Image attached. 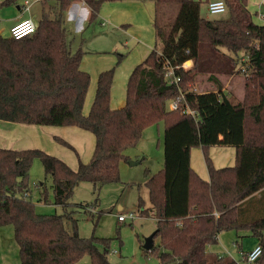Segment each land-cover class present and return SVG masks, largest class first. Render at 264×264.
I'll return each instance as SVG.
<instances>
[{
    "label": "trees",
    "instance_id": "trees-1",
    "mask_svg": "<svg viewBox=\"0 0 264 264\" xmlns=\"http://www.w3.org/2000/svg\"><path fill=\"white\" fill-rule=\"evenodd\" d=\"M73 1L58 0L59 11L44 12L32 35H0V120L78 126L95 136L91 159L76 169L42 148L0 146V225H13L21 264H75L86 254L91 264H112L106 238L79 233L74 210L68 208L71 197L82 181L99 191L120 180L126 150L147 126L162 120L164 164L146 180L151 207L143 210L153 211L154 237L161 243L145 251L156 252L159 264H240L232 256L210 253L208 245L224 230L245 229L262 245L256 264H264V24L253 21L248 0H224L226 15L219 18L203 16L200 0H155L178 4L175 20L167 27L156 24V47L132 70L125 104L111 106L112 67L99 74L88 113L84 105L91 75L81 67L85 51H72L62 16ZM83 1L93 21L101 5L113 0ZM188 60L192 65L183 66ZM242 65L249 73L239 101L224 93L219 80L215 89L194 86L200 74L215 79L242 72ZM169 66L180 76L178 83L168 81ZM181 93L180 107H168ZM185 107L197 114L183 112ZM55 140L73 148L62 137ZM214 145L235 147L234 165L216 167L210 155ZM193 147L202 148L209 179L192 167ZM37 157L52 178L61 214L37 212L31 193L26 194ZM81 206L91 210L90 204Z\"/></svg>",
    "mask_w": 264,
    "mask_h": 264
},
{
    "label": "rangeland",
    "instance_id": "rangeland-1",
    "mask_svg": "<svg viewBox=\"0 0 264 264\" xmlns=\"http://www.w3.org/2000/svg\"><path fill=\"white\" fill-rule=\"evenodd\" d=\"M169 5L171 8L168 11V18H165V20L160 19L159 22L163 27L173 23L178 13V4ZM248 7L252 13L253 21L264 24L261 17L264 14V6L251 3ZM201 14L210 18H219L226 15L225 12L209 13L206 10L205 3L202 4ZM97 24L94 22L90 26L88 25L89 27L85 25L84 29H86L82 37L79 34V37L83 38L84 41L83 50L90 57H94L98 53H109L114 54L119 60L120 55L123 53L110 50L112 41L104 39L101 35L100 26ZM218 80L222 83V87L227 83L230 85L225 87L224 90L229 98L234 101H239L242 98L241 88L244 87L245 75L241 72L232 75L219 74L215 79L210 78L209 74H200L197 76L194 86L198 90L215 89L220 87V84L216 83ZM124 96L125 102L126 89ZM93 101L94 98L90 102L87 99L84 109L88 106V110H90ZM164 128L165 123L163 120L147 126L139 142L126 150L125 153L129 158L123 160L120 164V180L103 185L99 191L94 190L90 181H82L74 189L68 208L74 210L73 214L77 219L79 233L85 237L95 235L106 238L108 244L107 257L112 264H159L156 252H147L142 246L145 238L157 229L156 218L143 210L151 207L150 192L146 180L163 166ZM56 142L60 150V147L64 149L62 155L65 159L60 158L69 165L75 161L76 168H78L80 161L87 162L91 159L95 147V141L92 147L89 146V142H85L81 150H78L73 144L72 148L58 141ZM129 160L140 162L132 165ZM202 164L204 169H208L204 156ZM40 182H43V184ZM28 189L31 193L29 198L35 203L37 212L43 214H61L64 212L62 206L54 203L52 178L46 176L43 163L38 157L34 159L30 167ZM140 202L142 212L140 211ZM81 204H90L91 210L86 209ZM129 211H135L137 216L120 222L118 215ZM67 224L71 227L70 221ZM256 242L257 238L249 230L228 229L221 232L216 243L208 245V251L219 256L238 258L239 251L249 250L253 245H256ZM160 243V237H154V244L159 246ZM101 247L104 249V245H101ZM88 257L84 256L76 264L85 263ZM0 264H21L20 251L15 240L12 224L0 225Z\"/></svg>",
    "mask_w": 264,
    "mask_h": 264
},
{
    "label": "crops",
    "instance_id": "crops-1",
    "mask_svg": "<svg viewBox=\"0 0 264 264\" xmlns=\"http://www.w3.org/2000/svg\"><path fill=\"white\" fill-rule=\"evenodd\" d=\"M0 1L2 2L0 5V34L5 37L11 36L12 25L23 18L31 17L38 23L44 12H51L52 15H55L59 11L58 0H29L27 6L25 5L26 0H14L9 3H4L5 0ZM200 1L202 4L205 3L208 11V2L211 0ZM251 3L264 6V0H248V5H251ZM170 8L169 4L157 3L155 0L105 1L101 5L95 20L90 21V7L85 1L76 0L62 12L72 51L75 52L79 48L84 49V41L83 38L79 37V34L82 37L86 29H84L85 25L89 27L96 22L100 26L101 35L104 39L112 41L110 50L123 53L121 54L123 59L118 62L119 60L114 54L98 53V55L90 57L84 50L81 67L91 75L86 98L88 102L92 101L95 96L99 74L104 70L115 67L111 90V106L116 108L125 103L124 91L127 88L128 78L135 66L142 62L156 47L158 41L156 24H159L160 19L165 20V18H168ZM192 63V60H188L186 67L191 66ZM229 86L227 83L222 88L225 90V87ZM243 86L241 88L243 94L241 99L245 94V83ZM88 111L87 106L84 112L88 113ZM55 137L64 138L78 150L84 147L85 142H89V146L92 147L95 141L92 132L78 126L38 125L0 120V146L2 147L14 149L42 148L51 154L64 158L62 155L64 149L62 147H60L61 150L59 149ZM89 153L90 150L88 155ZM210 155L216 167L234 165L236 149L233 146L214 145L210 148ZM203 156L201 147H193L191 150V165L201 177L209 179V171L204 169L202 164ZM70 165L76 169L75 161L71 162ZM258 243L257 238L256 244ZM244 252L246 251H239V257H236V259H241ZM84 256L89 257L83 264H91V256L88 254Z\"/></svg>",
    "mask_w": 264,
    "mask_h": 264
},
{
    "label": "built area",
    "instance_id": "built-area-1",
    "mask_svg": "<svg viewBox=\"0 0 264 264\" xmlns=\"http://www.w3.org/2000/svg\"><path fill=\"white\" fill-rule=\"evenodd\" d=\"M29 3V0L25 1V5ZM227 10V4L224 0H211L208 2V11L211 14L216 13H223ZM262 19H264V14L261 15ZM37 29V22L31 17L23 18L19 21H17L14 25L11 27V36L19 39L26 37L28 35H32ZM245 60V59H243ZM187 62V61H186ZM186 62L183 64V66L186 67ZM241 73L244 75H247L249 73V68L247 65H242L241 67ZM166 77L170 83H178L180 81V76L175 74V69L172 66H169V68L166 71ZM184 95L181 93L179 96L173 98L170 100L169 107L171 109H177L180 107V103L183 99ZM183 112H189L192 115H196L197 111L190 109L188 107H185L183 109ZM26 194H29L27 191ZM151 215L154 216V213L152 211ZM137 216L135 211H129L127 213H120L118 215V220L120 222L125 221L127 218H135ZM117 251V250H116ZM263 253V247L260 243L256 244L252 249L246 251L243 253L242 258L239 259L240 264H256L258 259Z\"/></svg>",
    "mask_w": 264,
    "mask_h": 264
},
{
    "label": "water",
    "instance_id": "water-1",
    "mask_svg": "<svg viewBox=\"0 0 264 264\" xmlns=\"http://www.w3.org/2000/svg\"><path fill=\"white\" fill-rule=\"evenodd\" d=\"M130 164L134 165L139 163L140 161H136V160H129ZM156 231H154L151 235H149L148 237L145 238L143 247L146 249H150L154 246V235H155Z\"/></svg>",
    "mask_w": 264,
    "mask_h": 264
}]
</instances>
